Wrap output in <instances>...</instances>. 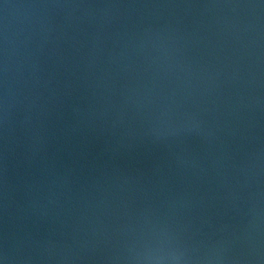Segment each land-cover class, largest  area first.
Listing matches in <instances>:
<instances>
[{
  "label": "water",
  "instance_id": "95a60500",
  "mask_svg": "<svg viewBox=\"0 0 264 264\" xmlns=\"http://www.w3.org/2000/svg\"><path fill=\"white\" fill-rule=\"evenodd\" d=\"M0 264H264V0H0Z\"/></svg>",
  "mask_w": 264,
  "mask_h": 264
}]
</instances>
